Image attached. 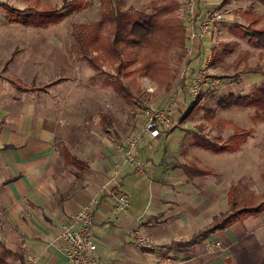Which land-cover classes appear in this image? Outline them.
<instances>
[{
  "label": "crops",
  "instance_id": "crops-1",
  "mask_svg": "<svg viewBox=\"0 0 264 264\" xmlns=\"http://www.w3.org/2000/svg\"><path fill=\"white\" fill-rule=\"evenodd\" d=\"M190 1L194 19L187 14V51L201 61L212 55L216 42L210 35L191 37L193 23L212 9L239 0ZM241 2L260 14L257 8L264 6L257 0ZM41 6L49 7L42 2ZM17 51L15 47L8 60ZM197 69L191 68L194 73ZM8 76L18 78L21 87L7 81ZM50 82H38L35 76L28 80L0 75V242L11 252L0 264H71L57 240L60 229L94 197L93 235L99 264H264V210L193 244L186 242L228 208V190L234 184L212 170L189 177L184 166L191 163L175 129L159 137L142 136L136 153L144 173L106 141L93 149L90 145L78 157L70 152L82 163L71 161L65 154L68 149L58 145L57 120L53 122L49 115L48 100L38 94ZM180 107L177 115L182 116L185 106ZM206 152L200 151L212 155ZM110 190L129 194L125 210L114 209ZM136 231L153 247L140 246ZM215 241L221 242V248L208 249L206 244Z\"/></svg>",
  "mask_w": 264,
  "mask_h": 264
},
{
  "label": "rangeland",
  "instance_id": "rangeland-1",
  "mask_svg": "<svg viewBox=\"0 0 264 264\" xmlns=\"http://www.w3.org/2000/svg\"><path fill=\"white\" fill-rule=\"evenodd\" d=\"M29 1L0 0L16 7H24ZM61 1L41 0L47 6L59 5ZM113 1V6L148 15L152 12L154 0ZM179 1L181 5L177 14L186 21L191 1ZM79 3L81 6L75 12L48 26L11 24L0 7V75L10 74L28 80L35 76L38 82L51 81L49 85H43L46 88L38 94L48 100L49 115L54 118L53 122L57 120L59 147L67 148L78 157L89 150L90 145L93 149V146L106 141L118 151L117 144L141 128L147 101L160 106L171 99L174 108L172 119L177 122L172 128L182 136L183 146L180 148L185 149L184 156L191 165L199 162L210 167L214 174L230 179L228 184H234L238 199H263L264 109L220 106L225 96L250 93L264 82L263 74L243 71L245 65L255 66L263 63L264 59V50L249 43L241 31V26L246 23L241 13L249 4L239 0L232 6H219L223 9V18L208 34L212 36V42H216L210 63L204 61L205 56L201 61L199 55L189 56L188 47L182 60L178 59L176 49L169 50L171 85L168 88L142 72H136L133 80H127L125 71H122L120 79L131 92V97H127L111 82L117 76L113 66L105 64L102 69H96L81 55L72 35V23L80 25L84 33L92 23L103 22V25H98L103 34H110V29L101 0H79ZM257 10L263 15L264 23V6ZM15 47L18 48L17 53L8 60ZM231 48L234 50L228 52ZM196 67L207 70V83L203 92L193 98L190 74L194 73L191 68ZM134 82L140 83V95ZM180 105L185 106L182 116L177 115L182 110ZM101 113L109 115L113 138L108 137L101 126ZM235 127L249 133L244 141H239L240 148L233 154L206 149L194 140V134L198 132L216 143H223ZM195 149L212 155L207 157ZM234 167H239V171L234 172ZM229 168L233 171L229 172Z\"/></svg>",
  "mask_w": 264,
  "mask_h": 264
},
{
  "label": "trees",
  "instance_id": "trees-1",
  "mask_svg": "<svg viewBox=\"0 0 264 264\" xmlns=\"http://www.w3.org/2000/svg\"><path fill=\"white\" fill-rule=\"evenodd\" d=\"M101 1L106 9L104 16L107 17L110 34L106 35L98 30V25H103V22L88 24L86 33L83 32L80 25L72 23V35L78 43L81 55L96 69H102L105 64L113 66L114 74L117 76L111 79V82L118 91L127 97H131V92L120 79L122 71H125L127 80H133L136 72H142L159 83L160 86L168 88L171 85L168 52L171 49H176L178 59L182 60L184 50L187 48L186 24L177 14L181 5L180 1L154 0L152 12L148 15L143 13L139 15L138 11H129L121 9L119 6H113V0ZM257 1L264 4V0ZM0 6L9 23L48 26L72 14L80 8L81 4L79 0H62L59 5L43 7L41 0H32L27 7L23 8L1 2ZM241 16L246 20L245 25L241 26L243 27L241 29L243 36L249 43L264 50L263 15L257 13L253 7H249L243 10ZM233 48L228 49V52L233 51ZM133 66L134 68H132ZM243 71L264 75V59L263 63H257L255 66L245 65ZM6 79L21 87L22 82L18 78L8 76ZM134 85L137 94L140 95V83L134 82ZM220 106L222 108L256 106L258 109H264V82L257 85L250 93L240 95L231 93L225 96L220 102ZM100 117L104 132L108 137L113 138V125L109 115L101 113ZM172 130L173 128H170L164 131V134L167 135ZM248 133V131L235 127V131L223 143H216L198 132L194 134V140L199 146L203 147L204 145L206 149L214 148L220 152H231L239 148V141H244ZM65 154L69 159L72 158L71 161L82 163L81 160L72 157L70 151L66 150ZM184 168L191 178L211 172L210 168L196 164L187 165ZM263 210L264 199L239 200L234 186H230L228 208L216 214L211 222L201 227L186 242L193 244L201 237H208L217 230L227 228L232 223L247 216L259 214ZM10 253V250L0 242V262H3Z\"/></svg>",
  "mask_w": 264,
  "mask_h": 264
},
{
  "label": "built area",
  "instance_id": "built-area-1",
  "mask_svg": "<svg viewBox=\"0 0 264 264\" xmlns=\"http://www.w3.org/2000/svg\"><path fill=\"white\" fill-rule=\"evenodd\" d=\"M221 8L212 9L207 15L197 23H193L191 37L203 38L207 36L215 25L223 18ZM190 17L194 19L193 6L188 8ZM205 62H211V56L204 58ZM207 70L197 69L190 77V86L193 98L197 97L204 90L207 83L205 80ZM173 98V95H172ZM174 108L169 99L163 105H155L149 101L145 103V120L142 127L129 138L117 144L125 160L134 164L139 173H144V164L136 153V148L144 134L152 137H159L164 131L172 128L177 122L173 118ZM106 185H103L105 188ZM109 195L112 199L113 207L116 211L125 210L129 205V194L124 190H110ZM96 198H92L74 213L68 223L62 225L57 240L66 250L68 260L71 264H99L97 254V243L93 235L94 226V206ZM137 243L145 248H152L153 245L143 233L136 231ZM208 249L217 250L221 248V242H208Z\"/></svg>",
  "mask_w": 264,
  "mask_h": 264
}]
</instances>
